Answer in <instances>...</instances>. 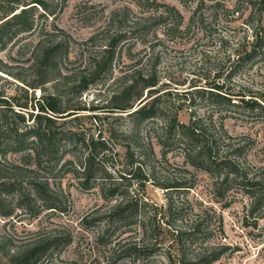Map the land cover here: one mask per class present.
<instances>
[{
  "label": "trees",
  "instance_id": "trees-1",
  "mask_svg": "<svg viewBox=\"0 0 264 264\" xmlns=\"http://www.w3.org/2000/svg\"><path fill=\"white\" fill-rule=\"evenodd\" d=\"M0 1L4 4L0 10V33L12 32L4 43L13 34L35 31L31 7L34 3L43 5L41 0ZM143 1L148 9L160 13L144 18L142 25L133 21L134 30L128 31L130 34L162 23L163 35L172 39L186 33L192 25L200 27L203 23L200 11L206 5L203 0L197 1L183 27V17L174 6L155 0ZM179 1L186 4V0ZM244 2L250 12L259 15L260 24L264 0ZM239 4L242 3L236 0L235 6ZM215 7L224 5L217 3ZM259 27L255 30L258 46L255 51L263 52L264 29ZM53 29L55 31L47 37L37 40L26 58L30 62L28 79L13 74L0 61V71L21 82L10 95L0 87V157L8 151L20 153L18 163L13 165L12 177L5 179L0 166V194L3 188L5 192L16 191L19 205L33 217L42 208L63 212V192L53 188L52 178L39 173L70 169L81 188L96 185L107 204L103 211L86 214L79 222L81 229L92 228L94 232L92 264H165L164 261L211 264L217 260L226 246H202L207 225L200 216L189 218L190 205L175 200L172 195L187 190L186 183L182 179L159 180L144 168L145 150L151 149L152 142L145 141L141 131L143 128L146 133L154 132L162 156L177 143L185 161L209 172L215 187L229 180L239 181L240 187L249 192L248 211L253 214L264 207V178H247L239 160L245 142H233L234 137L225 129L224 120L248 116L264 119V103L236 90L229 83V76L207 85L193 83L181 91L176 90V86L172 88L173 84L185 85L187 81H172L171 77L162 80L157 68L160 56L154 53L155 45H151V53L142 56L145 61L141 65L138 66L142 61L139 58L131 63L132 70L114 80L115 86L104 102L89 104L84 94L108 71L126 30H116L94 49L87 45L98 36L92 34L86 41L76 43L72 57L70 47L75 41L70 36L57 37L62 30L56 25ZM244 61L237 57V66ZM229 73L232 75L234 71ZM169 94L178 96L174 106L161 100ZM205 95L210 110L206 115L196 114L195 101L204 99ZM182 109L188 111L187 122L178 119ZM111 115L124 121L125 127L105 120ZM69 152L73 159H65ZM148 183L166 193L163 206L138 195ZM2 208L0 195V215H10L11 210ZM71 241L70 233L54 232L14 249L0 246V251L5 250L2 255L9 264H41L44 258L54 260L53 264H74L73 261L59 263L63 261L59 260L61 249Z\"/></svg>",
  "mask_w": 264,
  "mask_h": 264
},
{
  "label": "rangeland",
  "instance_id": "rangeland-1",
  "mask_svg": "<svg viewBox=\"0 0 264 264\" xmlns=\"http://www.w3.org/2000/svg\"><path fill=\"white\" fill-rule=\"evenodd\" d=\"M41 1L43 5L34 3L35 6L31 7L36 27L34 32L13 34L7 43L4 41L12 33L11 30L0 33V61L13 74L26 79L30 77V62L26 58L37 40L55 31L53 25L62 30L57 33V37L70 36L75 41L70 47L72 57L76 52V43L80 44L96 33L97 38L87 44L94 49L104 44L109 35L120 29L126 30V36L118 44L108 71L84 94L89 104L104 102L107 93L115 86L114 80L125 71L132 70L131 63H136L139 58H142V61L138 66L141 65L145 61L142 56L151 53V45H155L154 53L160 56L157 68L160 76H163L162 80L171 77L172 81H187L185 85L173 84L172 88L176 86L175 89L181 91L193 83L207 85L215 80H226L229 76V83L234 85L236 90L251 94L264 103V46L263 52L255 51L258 48L255 30L260 28L259 25L264 29V11L259 24V15L250 12L245 0H238L242 4L236 6V0H203L206 5L200 10L202 25H192L186 33L172 39L163 35L162 23H155L153 27L142 31L138 29L133 34L128 32L134 30L133 21L142 25L144 18L160 13L148 9L143 5V0ZM155 1L174 6L183 17V27L188 23L199 0H186V4L179 0ZM217 3L224 7H215ZM3 6L0 1V10ZM158 8L163 9L162 5ZM237 57L244 58V63L240 62L237 66ZM231 71H234L232 75L229 73ZM1 75L7 77L0 71V87H4L9 95L14 94L15 85L21 82L11 76H8L6 81ZM177 97L175 94H169L162 96L161 100L171 102L174 106L178 102ZM204 97L195 101L196 114L206 115L210 110L207 96ZM188 118L187 110H179L180 121L187 122ZM105 120L114 126L125 127V122L115 119L113 115ZM224 127L234 137L233 142H245L239 160L244 165L247 178H264V119L258 116L226 118ZM147 133L142 128L141 136L145 141L152 142L151 149L145 150L146 171L152 172L159 180L182 179L187 190L172 195L176 197L175 200L190 205L189 209L192 211L189 218L200 216L207 225L208 232L201 241L202 246H226L220 257L211 264H264V207L250 214L248 209L251 198L249 192L240 187L239 181L229 180L215 187L209 172L185 161L182 148L177 143L172 144L168 153L162 156L160 146L154 139V132ZM67 158L73 159L70 152L66 153L65 159ZM19 159L20 153L11 151L0 157L5 179L12 177L13 165L17 164ZM39 174L52 178L50 182L53 188L61 189L65 211L42 208L33 217L19 205L21 202L16 191L5 192L4 188L1 189L2 209L11 210V213L7 216L0 215V246H4V249H14L25 242L44 239L54 232H68L72 241L61 249L59 260L63 261L59 263L73 261L74 264H92L90 259L94 232L92 228L81 229L79 222L84 215L94 214L97 210L103 211L107 207L99 189L96 185L90 189L81 188L70 169L64 172L43 170ZM165 194L164 190L149 183L138 193L157 206L165 204ZM39 203L37 200V204ZM4 251H0V264H9L2 255ZM54 262L44 258L41 264ZM164 262L168 264V261Z\"/></svg>",
  "mask_w": 264,
  "mask_h": 264
},
{
  "label": "water",
  "instance_id": "water-1",
  "mask_svg": "<svg viewBox=\"0 0 264 264\" xmlns=\"http://www.w3.org/2000/svg\"><path fill=\"white\" fill-rule=\"evenodd\" d=\"M144 97H145V95H144Z\"/></svg>",
  "mask_w": 264,
  "mask_h": 264
}]
</instances>
